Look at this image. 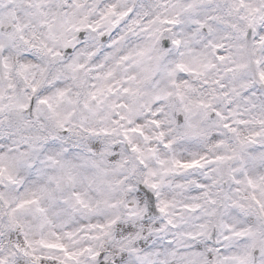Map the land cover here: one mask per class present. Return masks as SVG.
<instances>
[{
	"label": "clouds",
	"instance_id": "obj_1",
	"mask_svg": "<svg viewBox=\"0 0 264 264\" xmlns=\"http://www.w3.org/2000/svg\"><path fill=\"white\" fill-rule=\"evenodd\" d=\"M261 37L264 0H0V261L264 264Z\"/></svg>",
	"mask_w": 264,
	"mask_h": 264
},
{
	"label": "snow or ice",
	"instance_id": "obj_2",
	"mask_svg": "<svg viewBox=\"0 0 264 264\" xmlns=\"http://www.w3.org/2000/svg\"><path fill=\"white\" fill-rule=\"evenodd\" d=\"M108 11L111 12L112 9L109 8ZM261 42L264 43V37H261ZM260 79L262 81H264V72H261L260 73ZM182 166L183 167H186V168L196 167V166H199V161H194L191 164H185V165H182ZM44 247L59 249L60 251L64 252V255H65L66 259H68V260L74 259L73 255L70 254V253H68L65 249H63V247L61 245H58V244H46V245H44ZM121 259H123V258H121ZM0 264H3V262L0 261ZM117 264H121V262L120 261H117Z\"/></svg>",
	"mask_w": 264,
	"mask_h": 264
}]
</instances>
